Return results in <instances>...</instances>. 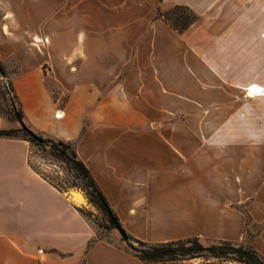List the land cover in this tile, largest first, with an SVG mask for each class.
I'll return each instance as SVG.
<instances>
[{"label":"crops","instance_id":"0c3cea01","mask_svg":"<svg viewBox=\"0 0 264 264\" xmlns=\"http://www.w3.org/2000/svg\"><path fill=\"white\" fill-rule=\"evenodd\" d=\"M177 4L199 16L181 34L155 17ZM8 58L25 123L75 142L128 233L239 241L248 214L263 224L253 245L264 255V129L183 133L172 122L173 111L250 112L264 100V0H0ZM86 204L31 166L27 140L0 137V264H143L116 241L87 248Z\"/></svg>","mask_w":264,"mask_h":264},{"label":"trees","instance_id":"16d2710c","mask_svg":"<svg viewBox=\"0 0 264 264\" xmlns=\"http://www.w3.org/2000/svg\"><path fill=\"white\" fill-rule=\"evenodd\" d=\"M155 17L162 19L175 32L181 34L186 31L197 19L198 14L189 6L177 4L169 9L163 10L157 7ZM10 64H13L12 69ZM19 64L13 58L6 60L0 59V77L3 78V84L0 85V114L9 122H18L19 127L0 128V137L20 138L27 140L30 144L39 145L44 140L52 143L51 155L65 164V170L72 177L71 181L66 185L55 182L51 177L42 174L36 168L31 166L49 183L54 185L62 192H66L71 188L78 189L83 192L88 202L99 209L105 216L107 223L92 222L90 214L84 211L82 207H77L78 211L92 222L96 229L95 236L88 242L87 248H90L96 241L107 239L99 232V228L109 230L110 233L120 226L126 235L123 240L127 243L133 255L142 261L143 264H169L193 259L204 258L207 263H218L214 259L232 260L241 264H264V255L260 253L253 245V241L259 234L263 224H255L254 230H249L252 219L247 214L246 225L243 238L239 241L202 238L198 236H190L182 239L170 240L165 242H147L137 239L128 233L108 203L104 193L98 185L96 179L92 175L88 166L78 156L76 144L74 141L61 140L48 136L42 132L33 130L24 121V112L21 107L20 100L13 85V78L19 73ZM22 121L30 130L34 132L32 136L20 125ZM118 230V229H117ZM138 242L141 246L134 248L132 242Z\"/></svg>","mask_w":264,"mask_h":264},{"label":"rangeland","instance_id":"374dc122","mask_svg":"<svg viewBox=\"0 0 264 264\" xmlns=\"http://www.w3.org/2000/svg\"><path fill=\"white\" fill-rule=\"evenodd\" d=\"M13 64H10L12 69ZM3 78L0 77V85L3 84ZM236 101L238 103L246 101L244 94H238ZM264 100L254 99L252 101V110L250 112L245 111L243 108H238L236 111L229 110H183V111H173L174 130L176 132H188V133H220V134H245L250 132H261V129H264V125L261 126V123L264 124V110H260L259 105L263 104ZM250 115V118L247 120L249 125H245L246 120L244 115ZM236 116V125H229V118ZM252 124V125H250ZM13 128L19 127L18 122H12ZM9 127V128H10ZM264 132V131H263ZM239 144V143H238ZM52 143L48 140H44L39 145L32 144L30 148V162L40 171L42 174L51 177L55 182L66 185V182L71 181L72 177L65 170V164L51 155ZM75 189V188H71ZM70 190V189H69ZM85 212L90 214L92 222L96 225L97 223L106 224V218L104 214L97 209L95 206L90 204L87 199V204L82 206ZM255 222H251L249 230H254ZM97 226V225H96ZM100 234L107 237L111 241H116L121 243L128 250L127 243L123 240L120 232L115 229V234L110 233L109 230L103 228L98 229ZM132 246L134 248H139L141 245L138 242L133 241ZM131 251V250H130ZM200 261H205L204 258H199ZM215 262H223L222 264H241L237 261L232 260H219L214 259Z\"/></svg>","mask_w":264,"mask_h":264},{"label":"water","instance_id":"95a60500","mask_svg":"<svg viewBox=\"0 0 264 264\" xmlns=\"http://www.w3.org/2000/svg\"><path fill=\"white\" fill-rule=\"evenodd\" d=\"M20 125L22 126V128H24L26 131H28L32 136H34V132L32 130H30L21 120L19 121ZM118 231L120 232V234L126 238L125 233L123 232V230L121 229L120 226H117Z\"/></svg>","mask_w":264,"mask_h":264},{"label":"bare ground","instance_id":"6f19581e","mask_svg":"<svg viewBox=\"0 0 264 264\" xmlns=\"http://www.w3.org/2000/svg\"><path fill=\"white\" fill-rule=\"evenodd\" d=\"M250 92L253 94H259L262 93L263 88L257 84H254L252 86H250L249 88Z\"/></svg>","mask_w":264,"mask_h":264}]
</instances>
